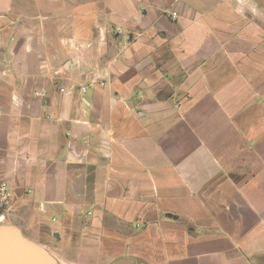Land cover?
Listing matches in <instances>:
<instances>
[{"label": "crops", "instance_id": "obj_1", "mask_svg": "<svg viewBox=\"0 0 264 264\" xmlns=\"http://www.w3.org/2000/svg\"><path fill=\"white\" fill-rule=\"evenodd\" d=\"M3 184V264H264V0H0Z\"/></svg>", "mask_w": 264, "mask_h": 264}, {"label": "water", "instance_id": "obj_2", "mask_svg": "<svg viewBox=\"0 0 264 264\" xmlns=\"http://www.w3.org/2000/svg\"><path fill=\"white\" fill-rule=\"evenodd\" d=\"M7 229L8 228L0 227V234ZM12 230L14 232V237L7 247L10 264H47L49 262L48 255L44 250L23 240L14 229ZM0 264H3V261L0 260Z\"/></svg>", "mask_w": 264, "mask_h": 264}, {"label": "built area", "instance_id": "obj_3", "mask_svg": "<svg viewBox=\"0 0 264 264\" xmlns=\"http://www.w3.org/2000/svg\"><path fill=\"white\" fill-rule=\"evenodd\" d=\"M171 17L175 19V18L177 17V14H176V13H173V14L171 15ZM87 91H88L87 87H83V88H82V93H83V94H86ZM6 190H7V186H6V184H3V185L0 187V196H8L7 193H6ZM89 215H91V214L89 213Z\"/></svg>", "mask_w": 264, "mask_h": 264}]
</instances>
